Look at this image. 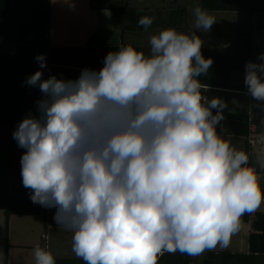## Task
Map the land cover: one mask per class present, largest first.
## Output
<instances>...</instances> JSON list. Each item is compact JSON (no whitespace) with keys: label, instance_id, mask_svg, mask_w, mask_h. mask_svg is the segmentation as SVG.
I'll return each instance as SVG.
<instances>
[{"label":"clouds","instance_id":"clouds-1","mask_svg":"<svg viewBox=\"0 0 264 264\" xmlns=\"http://www.w3.org/2000/svg\"><path fill=\"white\" fill-rule=\"evenodd\" d=\"M194 16L204 33L217 22L199 6ZM203 43L196 31L164 29L149 54L122 44L76 79L43 78L46 56L35 57L39 70L25 83L42 94L38 114L12 133L26 150L22 184L32 203L56 209L85 264H158L164 253L227 248L241 217L264 201L249 155L217 132L226 102L202 94L199 77L213 64ZM257 60L245 64L244 84L264 101V52ZM257 163L264 168V153ZM33 251L35 264H56L40 245Z\"/></svg>","mask_w":264,"mask_h":264},{"label":"crops","instance_id":"crops-1","mask_svg":"<svg viewBox=\"0 0 264 264\" xmlns=\"http://www.w3.org/2000/svg\"><path fill=\"white\" fill-rule=\"evenodd\" d=\"M127 3L129 7L121 12L122 16L115 18L111 9H94L91 0H12L11 35L15 44L12 47L17 48L19 45L33 46L36 56L39 54L45 55L48 64V77L55 75L58 79H76L84 68L101 69L103 59L109 52L106 48L119 47L123 41L126 44H132L140 48H146L147 46L146 49H149L150 37L164 29L175 28L178 32L185 34L196 31L199 35L203 32L195 29L194 9L197 6L200 7L199 0H127ZM260 3L261 0H258L254 8L248 9L246 7L247 0H244L243 10L231 12L232 14H227L226 11H209L211 15L217 18H215L217 22L212 28H240L248 18H252L253 21L262 18L263 21L264 14L255 13L251 15V10L256 9ZM253 4H255L254 1ZM247 14L249 15L248 18L246 17ZM142 16L154 17L153 24L147 30L138 25V20ZM223 16L224 18H222ZM122 28L130 29L123 33ZM201 38L203 42L204 40L205 42L209 41L206 46L210 45L211 42L208 36L205 39L202 36ZM219 38H223V35ZM230 45V43H227L223 46ZM53 48L54 50H52ZM55 48L68 50L56 51ZM110 51H114V49ZM26 61L25 80L39 70V64L34 58L29 57ZM46 75V68H44L43 78ZM27 86V88L31 87ZM238 92L237 94H240ZM252 105L255 107L262 106L256 102ZM17 125L0 123V176H21L20 160L26 150L18 147L17 142L12 137ZM219 134L223 135L233 146L234 143L231 142L237 137L225 133ZM260 175L262 174H257L258 177ZM261 190L264 192V189ZM1 212H4V210L0 207ZM254 214L251 213L250 221H246L243 216L244 221L240 222V231L243 234L247 233L248 238L252 232L251 223ZM12 216L9 217V224ZM48 216L49 213L47 215V228L51 230L54 226L49 224ZM8 243L11 258V247L14 245L10 244V228ZM4 246L5 232L2 235L1 231L0 249ZM216 248L208 251L222 252ZM224 251L248 254L249 242L248 251ZM205 254L203 253L201 257H193L191 264L201 263Z\"/></svg>","mask_w":264,"mask_h":264},{"label":"trees","instance_id":"trees-1","mask_svg":"<svg viewBox=\"0 0 264 264\" xmlns=\"http://www.w3.org/2000/svg\"><path fill=\"white\" fill-rule=\"evenodd\" d=\"M200 7L208 11L240 12L244 7V0H199ZM94 9H111L115 18L122 16L121 12L129 6L127 0H91ZM124 12V11H123ZM264 14V0L260 5L251 10V15ZM252 18H248L244 24L237 29L233 43L230 46L208 45L201 49L205 58H211L213 64L207 75L199 77L202 85L209 89L243 91L248 92L244 83H234L231 80L233 72H240L245 76V64L253 61V33L254 27L261 29L262 18L254 24ZM12 28V0H0V123L18 124L29 112L37 113L36 101L42 98V94L36 87L27 88L25 83L26 59H35V48L33 46L19 45L14 57L9 52L14 44L11 35ZM130 28H122V32ZM127 45L126 43H122ZM138 51L145 54L150 53V48H140L133 45ZM118 47H108V51L116 50ZM54 50V48L52 49ZM51 50V51H52ZM56 51H67L68 49H56ZM47 64V63H46ZM48 78V64L46 66ZM202 94L206 93L204 88ZM253 102L262 105L254 106L256 110L264 114V101H257L252 97ZM215 114V110H213ZM224 120L217 126L218 133L243 137L245 150L250 157V164L256 168L257 174L264 175V168L257 163L259 154L250 151L247 138L251 132H264V126H251L249 114L243 112L223 113ZM5 213V246L4 264H8L9 243L8 225L11 215H44L46 218L47 208L32 203L24 198H12L0 206ZM246 221H250L251 213L243 215ZM252 232L249 235V253H232L229 251L215 252L207 251L204 259L199 264H264V212L257 211L252 218ZM45 226L47 222L45 220ZM54 256V255H53ZM56 264H85L75 255L54 256ZM193 257L187 254L164 253L158 258V264H191Z\"/></svg>","mask_w":264,"mask_h":264},{"label":"rangeland","instance_id":"rangeland-1","mask_svg":"<svg viewBox=\"0 0 264 264\" xmlns=\"http://www.w3.org/2000/svg\"><path fill=\"white\" fill-rule=\"evenodd\" d=\"M255 4L252 5V2ZM258 0H247V8H254L257 4ZM258 6V5H257ZM227 14H232L228 12ZM242 16V15H241ZM248 14L246 17L248 18ZM216 18V17H215ZM224 18V16L222 17ZM217 19V18H216ZM221 20V18H219ZM264 22V19H263ZM238 28H211V30L207 33L201 32L199 35L205 39L208 36L210 38V44L212 45H225L232 44L236 35V31ZM205 34V36H203ZM223 35V38H219ZM260 40L261 44L259 46L256 45V41ZM209 42V41H208ZM207 41L203 43V46H206ZM224 42V43H223ZM14 47H11L13 49ZM146 48H148L146 46ZM264 52V32L261 34L254 35V49H253V62L259 63L257 57L260 53ZM145 53V52H144ZM245 76L240 72H233L232 81L235 82H243L244 83ZM206 90L204 96H207L209 99L214 97L223 98L226 102L227 107L223 110V113L241 111L243 113L250 114L253 110H256L252 105L254 102L252 100V96L245 95L243 91H230V90H219V89H209L207 87H203ZM233 92V93H232ZM235 136V135H233ZM231 142L233 146L242 151L245 149V138L235 136ZM258 182L260 184L261 189H264V175H260L258 177ZM24 198L28 201L30 200V190L26 189L22 184L21 176H0V206L3 203L11 200L12 198ZM49 216L48 222L51 224L53 229H48L45 226V220L47 222L44 215H13L8 225V230L10 228L11 232V243L14 246L11 247V258L9 255L8 264L10 260V264H35L34 259V248L36 245H40L42 248L50 251L54 256H68L75 255L72 251V235L73 233L65 230L57 225L54 221L53 216L55 214L56 209L51 208L48 209ZM257 211H264V203L262 202ZM255 211V212H257ZM254 212V213H255ZM252 213V214H254ZM5 213H0V233L2 231V235L5 232ZM241 221H244L243 216L241 217ZM51 231V232H50ZM50 236V238H49ZM218 250H230L233 252H242L248 251V234L242 233L240 231L236 232L231 237V242L229 247L222 248L217 245ZM48 248V249H47ZM50 248V249H49ZM206 253V251L204 252ZM202 254L200 255V257ZM0 264H4V247L0 249Z\"/></svg>","mask_w":264,"mask_h":264},{"label":"built area","instance_id":"built-area-1","mask_svg":"<svg viewBox=\"0 0 264 264\" xmlns=\"http://www.w3.org/2000/svg\"><path fill=\"white\" fill-rule=\"evenodd\" d=\"M254 24L256 25V21L254 22ZM263 32H264V26L261 29H258L255 26L253 33V42H254V35L261 34ZM260 44H261L260 40H257L256 45L259 46ZM16 52H17V48H13L10 49L9 54L10 56H15ZM243 93L248 96H251L248 92H243ZM249 121L252 127L256 125L264 126V114L259 110H253L249 114ZM247 143L251 152L256 154L264 153V132H251L247 138Z\"/></svg>","mask_w":264,"mask_h":264}]
</instances>
